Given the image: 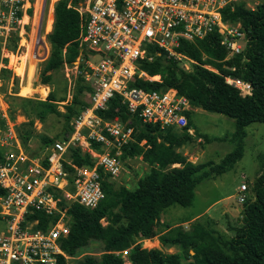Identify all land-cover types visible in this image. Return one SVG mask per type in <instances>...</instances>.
Wrapping results in <instances>:
<instances>
[{
  "label": "built area",
  "instance_id": "2783aa9c",
  "mask_svg": "<svg viewBox=\"0 0 264 264\" xmlns=\"http://www.w3.org/2000/svg\"><path fill=\"white\" fill-rule=\"evenodd\" d=\"M46 2L43 0L41 6H44L43 19ZM239 4L255 9L259 3L258 0H84L75 5L80 17L76 39L80 53L70 66L74 76L81 75L91 90L88 104L70 123L71 132L32 151L31 138L23 143L0 102V117L4 122L3 131L0 126V188L3 190L0 264H55L58 254L73 264V256L62 247L70 228V209L76 206L85 213L96 207L103 198L101 179L105 176L125 183L124 172L129 171L123 168L126 158H121L122 148L135 141L133 126L117 117L104 118L98 112L105 110L110 98L118 94L129 112L136 114L141 122L183 130L188 122L185 112L191 110L184 95L173 87L147 91L130 83L136 79L161 80L159 74L150 76L139 66L140 61H151L154 57L149 45L161 49L166 60L185 71L197 65L217 72L212 65L180 50V42L202 39L215 31L226 49L224 60L240 53L246 41L245 32L239 22L225 21L222 16L223 9ZM31 5L34 2L31 4L29 0H0V69L7 64L8 53L23 40L24 17L28 14L27 19L34 13L33 10L28 13ZM14 75L10 72L7 80L9 91ZM66 78L70 84L68 73ZM224 79L240 95L251 94L250 82L229 74ZM187 132L192 133V129L187 128ZM144 143L143 139L139 145ZM73 147L88 153L93 165L72 164L68 153ZM66 164L74 170L71 180ZM247 190L242 182L237 189L240 204L247 199ZM38 213L48 217L44 228L38 227Z\"/></svg>",
  "mask_w": 264,
  "mask_h": 264
},
{
  "label": "trees",
  "instance_id": "16d2710c",
  "mask_svg": "<svg viewBox=\"0 0 264 264\" xmlns=\"http://www.w3.org/2000/svg\"><path fill=\"white\" fill-rule=\"evenodd\" d=\"M84 0H56L53 4V23L46 34L49 45L48 56L39 71V82L51 85L54 75L65 65H72L79 55L76 41L80 32V17L74 8ZM69 2L71 5L69 6ZM28 13H32L29 8ZM225 21L239 22L245 32L246 41L242 51L224 60L225 47L220 36L213 31L202 39L182 40L179 49L193 59L208 63L217 72L195 66L185 71L176 63L165 59L164 53L152 45L148 50L154 57L151 61H140V68L148 75L159 74L160 81L136 79L131 86L151 91L175 88L184 95L191 107L209 112L221 113L236 123L235 135L239 140L236 147L218 163L213 161L193 162L186 157H177L172 149L186 141L195 139L187 132L191 127L189 111H186L187 126L175 134V127L159 128L156 124L143 123L122 103L121 96L110 98L107 108L98 113L107 119L117 117L120 122L134 127L135 141L123 146L121 158L142 156L147 164L145 173L135 186L128 188L109 176L101 179L103 198L90 212H80L78 207L70 209V228L62 242L65 251L73 256V264H125L121 254L109 251L112 247H131L127 251L130 264H264V164L260 166L252 184V196L241 204V223L229 238L214 235L198 220L184 228L181 224L172 226L158 234V240L167 248L176 247L175 252H163L160 248L143 247L141 240L153 235V215L166 207L177 204L183 207L192 204L195 186L203 179L221 175L231 169L243 155L244 127L252 122L264 123V0L255 9L242 4L222 10ZM26 19V16H25ZM203 56L205 57L203 59ZM230 64L229 67L227 66ZM239 77L250 82V95H240L238 89L225 82V75ZM0 79L9 80L10 71L0 69ZM91 86L81 75L75 77L71 97L67 100L66 87L62 93L51 89L44 100L22 98L26 107L23 113L32 111L43 121L48 114L62 118V134L52 137L40 134L38 149L51 144L64 134L71 132V121L88 104ZM63 110L58 102L66 101ZM27 118L28 114L25 115ZM129 121V123H128ZM19 125L29 127V122ZM23 143L31 138L32 130L17 131ZM21 133V134H20ZM143 145H139L141 140ZM206 140L209 142L206 138ZM98 146L97 143H95ZM1 152V150H0ZM68 158L78 167H91L93 160L80 148H70ZM70 171L73 167L66 164ZM3 190L0 188V194ZM38 227L44 228L48 217L42 213ZM100 217L112 218V223L103 225ZM198 219V218H195ZM188 219L182 220V222ZM90 241L101 243L103 252L99 256L85 253L75 257ZM193 251V254H190ZM55 264H68L58 254Z\"/></svg>",
  "mask_w": 264,
  "mask_h": 264
},
{
  "label": "rangeland",
  "instance_id": "374dc122",
  "mask_svg": "<svg viewBox=\"0 0 264 264\" xmlns=\"http://www.w3.org/2000/svg\"><path fill=\"white\" fill-rule=\"evenodd\" d=\"M29 1L31 4L34 2V6L31 5V8L34 11V13L32 12V16H34V14L35 16L32 18L30 15L29 18H24L26 24L24 27L25 32L23 34V40L14 48L13 52L8 53L7 64L4 66V69L14 72V82L9 91L8 81H6V79L0 81V102L3 104L1 107L6 109L10 121L15 123V129L17 131L23 133L25 129L28 131L32 130L30 150L33 151L38 149L40 134L49 137L58 133L62 134V118L53 114H48L44 120L41 121L33 110L23 113V108L26 107V104L21 101L23 100L22 98L44 100L51 89H55L57 93L61 94L64 85L66 87L67 97L69 95L70 98L75 83V76L72 67L67 65L66 68L65 65L59 73L54 75V80L51 85H45L39 82L38 75L42 62L49 53L46 34L50 32L51 28L48 31L41 29V44L40 47L37 46V53L34 54L33 46L43 0ZM46 1L47 5L50 0ZM55 1L56 0H53V3ZM261 1L262 0H258V3ZM35 2L37 7L35 6ZM50 20L53 22V14ZM227 66L232 67L230 64ZM30 67L32 68L31 71H29ZM66 73L70 76V84L66 78ZM25 87L29 88V92H23ZM58 103V107L63 110L64 103ZM26 114H28V118L25 116ZM189 117L192 133H188L194 136L195 139L186 141L180 146H173L172 149L175 156L186 157L193 162L213 161L214 163H218L227 153L231 152L236 147L239 138L235 135L237 127L232 118L221 113L209 112L198 107H191ZM29 120H32V125L30 127L28 125H19L21 122H29ZM0 126L3 131L4 122L1 117ZM244 130L246 134L242 139V157L236 161L231 169L225 171L221 175L203 178L195 186L191 205L183 207L174 204L166 207L164 211H155L153 215V235L149 237V240L146 242L141 240L143 247L160 248L163 252L177 251L176 247L167 248L162 246L158 240V234L177 224H181L184 228H188L195 220H198L205 228L212 231L214 235L221 234L229 238L234 234L235 228L241 223V214L236 208L238 204L241 206L237 201V189L239 185L244 182L248 188V197L252 196L253 181L257 172L260 170L261 164H264V123H249L244 127ZM174 133L180 134L181 131L176 129ZM206 138L210 141L208 142ZM138 161H140L139 157H135L126 158V161L123 162V168L129 171L128 173L124 172L123 177L126 178V180L130 178L129 182L132 180L130 173L133 170H138V172L141 171V169H139L141 167L136 168V162ZM145 166L147 168L146 164ZM144 173L145 170L140 176L142 177ZM185 219L188 220L182 222V220ZM101 220L105 221V219ZM109 251L121 254L125 264H130L126 253L128 249H122L120 251L119 248L112 247ZM101 252H103L101 243L98 241H90L75 257L77 258L85 253L99 256ZM190 254H193V251H190Z\"/></svg>",
  "mask_w": 264,
  "mask_h": 264
},
{
  "label": "crops",
  "instance_id": "0c3cea01",
  "mask_svg": "<svg viewBox=\"0 0 264 264\" xmlns=\"http://www.w3.org/2000/svg\"><path fill=\"white\" fill-rule=\"evenodd\" d=\"M52 3H51V9H52V14H53V0H50ZM35 6H36V2H35ZM47 6V5H46ZM34 10H35V8H34ZM52 14H51V16H52ZM26 16L28 17V14H26ZM34 16H35V14H34ZM33 16V17H34ZM25 18V17H24ZM52 21L49 19V22H48V24L51 26L50 28H52ZM49 29H47V31H48ZM139 160L140 161H138V162H136L137 163V165H136V168H139V167H141V168H139V169H141V171L140 172H138V170H136V171H132L130 174H131V178H132V180H131V182H129V180H130V178H128L126 181H125V183H123L122 185H124V186H126V187H128V188H130V187H132V186H134V184L139 180V178H141V176H140V174L144 171V170H146V166H145V164H146V162H145V160H144V158L142 157V156H139ZM147 165V164H146ZM144 166V167H143ZM143 167V168H142ZM237 210L240 212L241 211V206L238 204L237 205ZM101 219H105V221L104 220H101ZM103 225H107V224H111L112 223V218H105V217H100V220H99ZM147 240H149L148 238H144L143 239V242H146ZM157 242H158V240H157ZM130 248V245H127V246H125V247H121L119 250L121 251L122 249H125V250H127V249H129Z\"/></svg>",
  "mask_w": 264,
  "mask_h": 264
},
{
  "label": "bare ground",
  "instance_id": "6f19581e",
  "mask_svg": "<svg viewBox=\"0 0 264 264\" xmlns=\"http://www.w3.org/2000/svg\"><path fill=\"white\" fill-rule=\"evenodd\" d=\"M51 1L47 4V6H46V8H45V14H44V19H43V24H42V29H45V30H47V29H50V25L48 24V22H49V19L51 18ZM37 7V6H36ZM42 37V35L40 36V40L42 39L41 38ZM39 40V42H38V44H37V46L38 47H40V41ZM12 60V59H11ZM35 60V59H34ZM33 60V61H34ZM13 61V60H12ZM23 61V60H22ZM31 61V60H30ZM18 63V62H17ZM30 63V62H29ZM23 65V64H22ZM20 66V65H19ZM25 66V65H24ZM33 66V65H32ZM15 68H17V67H15ZM23 68V67H22ZM18 69H21V68H18ZM17 70V69H16ZM32 70V68L30 67L29 68V71H31ZM28 74H29V72H28ZM28 76H30V75H28ZM28 79V78H27ZM23 83V82H22ZM34 84V83H33ZM24 91L23 92H29V88H27V87H25L24 89H23ZM48 90V89H47ZM44 91V90H43ZM20 94H22V93H20ZM26 95V94H25Z\"/></svg>",
  "mask_w": 264,
  "mask_h": 264
},
{
  "label": "water",
  "instance_id": "95a60500",
  "mask_svg": "<svg viewBox=\"0 0 264 264\" xmlns=\"http://www.w3.org/2000/svg\"><path fill=\"white\" fill-rule=\"evenodd\" d=\"M43 11H44V6L42 8V11H41V14H40V17H39L38 30H37V33H36V36H35L34 54L37 51V44H38V41H39V38H40V27H41V23H42V19H43Z\"/></svg>",
  "mask_w": 264,
  "mask_h": 264
}]
</instances>
